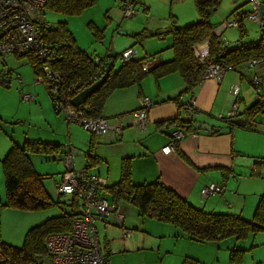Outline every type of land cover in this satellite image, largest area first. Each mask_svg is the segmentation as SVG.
Segmentation results:
<instances>
[{
	"label": "trees",
	"instance_id": "trees-1",
	"mask_svg": "<svg viewBox=\"0 0 264 264\" xmlns=\"http://www.w3.org/2000/svg\"><path fill=\"white\" fill-rule=\"evenodd\" d=\"M192 1L197 15L196 20L177 25L174 15L169 14V24L165 31L156 32L157 34H170L172 55L170 59L165 60L160 53L136 58L135 53L126 59L120 58V65L114 69L113 61L116 55L118 58L120 57V53H116L110 59L112 65L102 84L74 107L80 108L84 117L99 118L101 117L100 111L103 102L112 90L138 84L147 73L160 76L169 72H177L184 81V88L181 93L190 92L201 81L202 71L206 65L205 61L196 60L192 46L205 39L208 41L209 62H217L221 59L234 67L244 64L252 58H264V41L261 43L257 39L245 43H242L241 39L235 40L222 54L220 49L222 41L212 33L217 25L213 26L209 22V17L218 8L220 0ZM94 2L95 0H46L44 11L54 12L60 16V19L55 22H48L44 18L43 11L39 15L40 18L34 22L35 27L41 33L43 42L55 51V57L47 65L56 77L51 82L43 81L41 84L45 87L56 112L60 111V106H66L72 97L100 77L92 79L98 68L102 67L101 74L104 72L106 64L103 63V60L107 58L89 56L76 45L67 27L66 18L68 16L80 13ZM93 34L97 36L96 33ZM128 36L133 39V44L130 47L132 48L134 44L142 41L147 33L141 30L132 32ZM22 56L27 57L34 77L42 75V63L33 53H26ZM147 62L150 63L146 70H141V67ZM3 82V75H1L0 83ZM175 101L178 103L177 116L156 122L154 126L156 130L169 127L182 128L186 131L194 129L195 120L182 118L179 110L181 101L176 98ZM245 113L247 121L253 120L257 113H261V108L255 99L253 104L246 108ZM238 114L239 112L236 113L235 118ZM221 120L226 125H234L232 119L221 118ZM247 121L245 126L251 128L252 126ZM90 136L96 135L90 134ZM65 152L66 148L62 149L61 145L55 141L27 140L24 138L22 143H18L16 140L11 141L8 150L1 158L4 198L0 201V206L20 210H40L53 204L62 203L66 208L28 228L19 246H14L0 239V264H44V261L51 264L50 257L43 247L44 238L51 233L69 231L72 221L81 214V202L73 194L56 191L59 197H67L66 204L64 201L59 202L58 199H52L43 186L44 175H40L34 170L29 159L31 153L51 155L52 159H55L61 153L60 157L62 158ZM84 153L85 165L83 170L88 174H93L88 172V169L96 164L93 145H89ZM180 155L183 157L182 154ZM129 160V158L121 159L119 178L116 182L110 185L104 182L100 188L99 194L107 201L115 205H128L135 210L136 215L140 218H152L171 224L179 230L181 235L196 242L216 243L228 237L242 239L249 233L264 230V198L262 196L258 199L250 219L243 218L238 214L206 211L193 206L158 179L134 183L131 180ZM259 163L260 161L255 164ZM255 164H253L252 171L258 175L259 172L255 171L257 170ZM61 177L62 173H60L59 180H54V184L59 182ZM105 194L109 197L108 199L104 196ZM242 252L243 250L231 249L230 260L239 262V255ZM181 264L199 263L190 257H185Z\"/></svg>",
	"mask_w": 264,
	"mask_h": 264
},
{
	"label": "crops",
	"instance_id": "crops-1",
	"mask_svg": "<svg viewBox=\"0 0 264 264\" xmlns=\"http://www.w3.org/2000/svg\"><path fill=\"white\" fill-rule=\"evenodd\" d=\"M146 1L135 0L134 5L140 4L142 9L141 19H145L151 11L149 10L151 4L149 3V6H146L144 4ZM236 1L238 2V0H233L232 4H236ZM241 3L244 5L247 0H243ZM242 5L232 8L229 14L233 10L242 9L240 8ZM210 24L215 25L211 22ZM237 28H239L240 35L244 34L243 21ZM129 38L130 36H127L126 40ZM250 41L255 40H248V42ZM110 50L108 53L113 52ZM171 56H163V58L167 60ZM238 67H240L238 72L239 82L232 79L231 74L228 73ZM253 76L262 78L261 86L264 88V58L260 63L251 67L244 64L232 67L231 70L223 73L219 81L213 79L201 80L190 92L181 93L184 88V81L177 72H169L160 76L149 74L143 77L138 84L117 88L119 93H115L112 97H107L104 100L100 114L103 117L110 118L112 123L120 122L122 131L118 136L106 132L102 135L88 137L84 148L93 145L97 164L94 172L91 173L98 175L107 185H110L119 178L121 159L129 158L131 180L134 183L150 182L158 179L193 206L206 211L238 214L246 219L251 218L258 199L261 196L264 198V161H261L264 157V118L261 117L257 121V116L253 117V120H250L253 122L252 127L249 128L245 125L229 126L224 124V126H221L220 124L223 121L220 117L226 115L231 100L228 93L230 87L237 85L239 92V114L237 118L247 121L245 110L253 104V100L251 102L250 97L246 96V91L249 89L245 87V81L249 84ZM114 90L113 92H115ZM23 92L26 91L23 90ZM252 92L255 97L254 91ZM223 95L224 99L222 98ZM142 96H147L151 101V106L147 110V124L144 130L133 125L132 118V113L137 109L139 99ZM189 97L193 98L195 108L198 111L195 121L217 127L218 131L208 132L197 129L194 138L185 137L176 143V148L173 151L162 153L161 147L167 143V133L172 127L156 130L154 128L155 123L177 116L178 103L175 98L184 101ZM34 102L35 98L28 103ZM0 114L2 113L0 112ZM3 120L6 119L0 115V124ZM220 120L222 122H219ZM247 123H249V120ZM1 129L0 125V131L8 137L9 142L11 139L15 140L11 134H7ZM84 154V151H82L81 160H76V165L79 167L75 169V172L83 170L85 165ZM238 157H244L247 161L241 162ZM116 158L118 161H116ZM259 161V164H255ZM253 164L259 170L258 175L252 171ZM73 167H75V163H73ZM249 167H251V170ZM260 169L262 170L260 171ZM210 183L223 184L224 190L221 194L215 193L202 198L199 190ZM120 208L126 214L124 225L126 230L130 232L128 238L121 234L122 237L120 238L125 241L120 245L121 250L128 247L135 250L142 248L145 245L144 237L137 234H139L138 231L145 232L141 228V224L144 223L143 218L137 216L135 210L126 204L120 205ZM5 212L6 215H10L9 211ZM0 215H4L3 211H0ZM147 223L157 224L155 226L144 225L149 231L156 232L160 228L158 226H163L161 229L165 232L172 231L174 239L181 238L189 242H196L181 235L179 230L171 224L160 225V223L153 221H147ZM1 225L0 220V227ZM259 232H264V230L249 233L244 237V244H246L244 247H242V243H237L235 241L237 239H233V237H228L229 239L227 238L224 243L219 241L216 243H196L207 244L210 247L215 244H224L227 253L231 248L243 250L239 255V262H234V264H264V233L257 235ZM255 234L256 236H254ZM104 245L107 246L106 241ZM199 250L202 249L197 247V251ZM202 251L206 253V250L203 249ZM212 253L213 250L209 249V254L215 255L214 257L218 256L217 251ZM104 257L106 264H108L107 254ZM192 259L202 264L198 257Z\"/></svg>",
	"mask_w": 264,
	"mask_h": 264
},
{
	"label": "rangeland",
	"instance_id": "rangeland-1",
	"mask_svg": "<svg viewBox=\"0 0 264 264\" xmlns=\"http://www.w3.org/2000/svg\"><path fill=\"white\" fill-rule=\"evenodd\" d=\"M232 1L233 0H220L218 8L209 17L210 22L217 25L219 28L223 20L231 21L232 15L229 14L230 10L238 5L240 6V4L242 5L241 2L243 0L236 1L237 3L234 5ZM149 3L151 4V8L149 7L151 11L145 19H141L142 9L140 4L134 5L135 0H132V15L130 16L123 14L122 0H95L91 6L86 7L80 13L68 16L66 18L67 27L76 45L93 58H107L106 54H108L110 49L115 52L117 46L126 41L128 35L132 32L141 30L146 32L147 36L139 43L133 45L132 48L136 53V58H141L143 55L148 57L155 53H160L164 57L171 55L170 34H157L156 32L165 31V28L169 24V13L174 15L177 25L193 22L197 18L193 1L147 0L144 4L149 6ZM240 8L242 9L237 10L244 11L243 9H248V3L242 5ZM44 18L48 22H55L60 19V16L54 12L45 10ZM243 28L244 34L242 35H240L239 28L237 27L229 26L221 29V40L231 43L241 39V41H243L242 43H245L248 42V40H256V38H258L259 28L255 23L244 19ZM93 33H96L97 36ZM113 65L114 69L118 68L120 65L118 55H116ZM239 71L240 67L228 73L231 74L232 79H236L237 82H239ZM149 74L150 73H147L143 77ZM1 75H3L4 82L2 84L0 83V112L3 114L0 115L6 119L3 120L6 122L1 121L3 124H0L1 130L5 131L7 134H11L18 143H22L24 138L27 140L39 139L58 142L62 149L69 147L73 151L72 160L73 163H75L74 169H78L79 166L76 165V162L79 159L81 160L82 151L87 150V147L84 148V146L90 136L89 132L75 122H67L64 109L58 112L54 110L49 97L46 95L45 87L43 84L35 81L27 57L9 54L5 59H0V76ZM17 75L24 85L21 90ZM245 87L249 89L246 91V96L250 97L251 102L252 100L254 102L255 97L252 92L253 89L246 81ZM23 90L34 95V103H28L21 99L19 92H23ZM114 91L115 92L112 90V93L110 92L106 98L112 97L115 93H119V89ZM222 98H225L224 95ZM256 116L257 121H259L261 117L264 118L262 112L259 114L257 113ZM219 122L222 121L220 120ZM252 123L253 122L249 121L250 126H252ZM222 124L220 125L224 126L225 122H222ZM11 141L13 140L11 139L9 142L8 137L0 131V160L8 150ZM61 154H58L55 159H52L51 155L31 153L29 159L34 170L40 175H44L42 183L52 199H58L59 202L64 201L66 204L67 197H59L54 189V180H59V174L64 172V164L63 161L60 160ZM238 160L241 162L247 161L244 157H238ZM250 160L252 161V159ZM116 161H118L117 158ZM96 166L97 164L88 169V172H94ZM251 167H249L250 170ZM261 170L262 169H260V171ZM104 196L107 199L109 198L106 194ZM3 198L4 183L0 164V201H2ZM64 208H66V206L62 205V203L58 205L53 204L48 208L40 210H20L7 206H0V211L4 213V215H0V220L2 222L0 227V238L14 246H19L28 228L39 224L47 217L58 214L59 211ZM5 211H9L10 215H6ZM138 221H140V219ZM147 221L166 225L165 223L158 222L151 218H143L144 223L141 224V228L144 229L145 232L138 231L139 234L137 235H143L145 245L137 250L129 247L121 250L120 245L122 242H125L122 240L123 238H120L122 237V232H124L122 230L123 228L100 221L94 223L97 237L100 242L101 252L107 254L108 264H181V261L185 257L196 259L198 257V260L202 262V264H234V262L230 260L229 255L232 248L227 253V248L224 244H215L210 247L207 246V244H197L196 242H189L186 239H174L172 231L168 230L165 232L161 229L163 226H158L160 228L156 232L149 231L144 225L155 226L157 224H148ZM139 228L140 226L138 229ZM261 233L264 232H259L257 235ZM254 236H256V234ZM105 241L107 242V246L104 245ZM225 241H227V238L219 242L224 243ZM235 241L237 243H242V247L246 246V244H244V238ZM197 247L206 250V253L202 250L197 251ZM209 249H212L213 253L217 251L218 256L214 257L215 255L212 256L209 254ZM44 264L49 263L44 261Z\"/></svg>",
	"mask_w": 264,
	"mask_h": 264
},
{
	"label": "built area",
	"instance_id": "built-area-1",
	"mask_svg": "<svg viewBox=\"0 0 264 264\" xmlns=\"http://www.w3.org/2000/svg\"><path fill=\"white\" fill-rule=\"evenodd\" d=\"M248 9L244 11L233 10L231 21H224L220 27L213 30V35L221 40V29L229 26L238 27L244 19L255 23L259 28V42L264 41V0H247ZM46 0H0V59L9 54L22 56L26 53H33L42 63V75L35 77L36 82H51L56 75L51 73L47 63L55 57V51L46 45L40 31L35 27L34 22L40 18L39 15L45 9ZM132 0H123L122 11L126 16L132 15ZM38 13V14H37ZM220 45L221 53L231 44L224 42ZM208 41L207 39L199 41L192 46L193 55L199 62H206L202 71L201 80L213 79L219 81L224 72L231 70L232 66L223 60L217 62L208 61ZM135 54L133 48H127L120 52L119 59H126ZM263 60L262 57L249 59L244 63L245 66L251 67L257 65ZM107 60H103L106 64ZM141 67L146 70L148 64ZM104 68V67H103ZM102 67L98 68L92 79L101 76ZM18 78V75H17ZM20 90L22 80L18 78ZM262 78L253 76L250 86L255 93V100L264 114V88L261 86ZM231 96L227 107L226 115L220 117L226 120L234 119L238 112V86L233 85L228 91ZM21 99L30 102L34 100V95L28 92H19ZM58 106V104H57ZM151 106V101L147 96L139 99L138 107L132 113L133 125L144 130L147 124V110ZM76 107V106H75ZM69 101L66 106H60L64 109L67 122L79 124L89 134L102 135L111 132L114 136L121 134L122 125L120 122L112 123L110 118L99 117L96 119L87 118L82 115L80 108L76 109ZM180 116L186 120H195L197 109L192 97L181 101ZM193 123V122H192ZM194 125V124H193ZM196 130L186 131L182 128H172L168 134V141L161 147L162 153H168L175 149L176 143L185 137L194 138ZM66 148V147H65ZM73 151L69 147L62 156L64 172L61 180L54 184L57 192L64 194H73L81 202V214L75 218L69 231L48 234L43 241V247L50 257L51 264H106L105 257L101 252L95 222L100 221L110 223L117 227L123 228L122 234L125 238L130 236L124 225L125 213L121 210L120 205H115L107 201L99 194L104 180L98 175L88 174L86 172H75L73 167ZM264 161V157L262 158ZM253 169V168H252ZM224 190L223 184L210 183L199 190L202 198L211 194H221Z\"/></svg>",
	"mask_w": 264,
	"mask_h": 264
},
{
	"label": "water",
	"instance_id": "water-1",
	"mask_svg": "<svg viewBox=\"0 0 264 264\" xmlns=\"http://www.w3.org/2000/svg\"><path fill=\"white\" fill-rule=\"evenodd\" d=\"M132 44H133V39L129 38L128 40H126L123 43H121L120 45H118L115 52H111V53L107 54L106 57H107L108 61L106 62V66L104 68L103 74L96 81H94L90 86L81 90L74 97H72L70 102L73 106H77L81 100L85 99L90 93L95 91L96 88H98L102 84V82L104 81V79L107 76L109 68L112 65V61L110 59H112L116 53L118 54V53L124 51L125 49L130 48L132 46ZM232 123L236 126L245 125V121H243L240 118L232 119ZM194 129L195 130L199 129V130L208 131V132L218 131L217 127H212L211 125L204 123V122H200V121H195Z\"/></svg>",
	"mask_w": 264,
	"mask_h": 264
},
{
	"label": "clouds",
	"instance_id": "clouds-1",
	"mask_svg": "<svg viewBox=\"0 0 264 264\" xmlns=\"http://www.w3.org/2000/svg\"><path fill=\"white\" fill-rule=\"evenodd\" d=\"M108 61V59H106Z\"/></svg>",
	"mask_w": 264,
	"mask_h": 264
}]
</instances>
